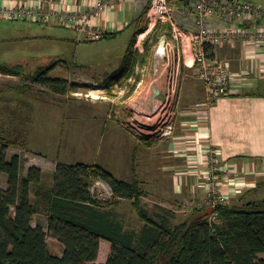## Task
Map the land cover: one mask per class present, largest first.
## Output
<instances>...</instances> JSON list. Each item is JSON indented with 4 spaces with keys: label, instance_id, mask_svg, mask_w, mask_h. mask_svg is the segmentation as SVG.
Masks as SVG:
<instances>
[{
    "label": "rangeland",
    "instance_id": "1",
    "mask_svg": "<svg viewBox=\"0 0 264 264\" xmlns=\"http://www.w3.org/2000/svg\"><path fill=\"white\" fill-rule=\"evenodd\" d=\"M50 24L53 23L0 19V64L22 67V75L0 73V149L6 147L9 159L20 155L24 160V173L32 165L38 166L45 170V182L51 184L57 162H95L123 179L128 155L135 146L131 160L134 175L142 169L137 178L150 192L145 199L143 197V203L156 220L164 216L171 225H177L188 219L196 210L192 203L211 194L208 184L215 174L219 177L214 185L221 193L229 195L227 205L264 203V168L259 166L255 173L246 174L236 165L220 160L213 148L202 146L198 137L199 116L206 121L210 107L205 105L206 96L202 94L205 84L193 68L184 66L176 93L167 105L158 101L161 99L152 101L155 99L154 86L165 88L171 68L157 54L160 38L166 34L157 36L155 29L142 34L148 31L147 15L140 26L142 42L139 46L143 51L136 49L139 56L130 64V75L121 78L113 87L107 79L116 68L123 66L133 31L121 36L116 34L110 39L77 41L73 31ZM49 69L50 77L65 78L72 84L67 93L51 92L30 78L32 74ZM169 114L168 123H158ZM150 117L156 125L149 122ZM170 122H173L171 130ZM137 126H142V132ZM111 135L115 138L110 141ZM195 143L200 144V152L192 150L193 158L190 159L191 152L186 148ZM213 157L228 170L212 173ZM200 163L206 164L205 169ZM180 174L184 184L186 175L194 186L193 194L204 186L207 192L202 197L193 198L196 194H192L189 196L192 199L178 200L172 191ZM97 182L94 188L99 198L110 200L113 193L109 185ZM2 185L7 188L6 178ZM234 187L236 191L230 192ZM118 202L112 207L128 215L131 227L140 229L141 220L132 202L126 199ZM168 210L172 214L167 213ZM33 223L47 229L48 218L39 212ZM47 239L53 252H63L60 242L50 236ZM107 252L108 249L101 248L100 262L107 261Z\"/></svg>",
    "mask_w": 264,
    "mask_h": 264
},
{
    "label": "trees",
    "instance_id": "2",
    "mask_svg": "<svg viewBox=\"0 0 264 264\" xmlns=\"http://www.w3.org/2000/svg\"><path fill=\"white\" fill-rule=\"evenodd\" d=\"M183 2L169 0L179 8ZM151 3L147 0L142 16ZM167 28L159 23L156 35L166 34ZM116 34L105 32L101 39ZM135 40L136 35L123 66L109 75L110 87L130 75V64L139 56ZM146 46L149 50L148 43ZM208 52L215 56L213 47ZM51 69L30 78L51 92L67 93L72 84L65 78L50 77ZM0 73L22 75V67L0 64ZM2 174L7 188L1 186ZM44 176L36 166L24 173L21 156L9 159L6 147L0 149V264H98L101 239L113 246L107 261L100 264H264L260 257L264 254V203L219 205L213 223L210 214L202 215L204 209L196 208L188 219L171 225L167 217L160 215L161 220H156L150 214L143 203L148 192L137 176L131 182L121 180L102 165L84 162H58L52 184H47ZM97 181L109 185L110 200L98 197L94 189ZM121 199L132 202L143 223L138 231L126 230L112 211ZM39 212L48 218L47 229L33 224ZM48 236L64 246L62 255L50 249Z\"/></svg>",
    "mask_w": 264,
    "mask_h": 264
},
{
    "label": "built area",
    "instance_id": "3",
    "mask_svg": "<svg viewBox=\"0 0 264 264\" xmlns=\"http://www.w3.org/2000/svg\"><path fill=\"white\" fill-rule=\"evenodd\" d=\"M118 1L96 0L89 9H70L62 7L58 0H26L21 3L14 0H0V19L44 24L63 23L84 33L88 40H98L106 31L93 25V16ZM190 11L195 13L194 17L190 15ZM146 15L148 31L145 30L143 36L155 29L159 23L168 25L166 62L170 65L171 72L164 90L165 100H158L162 101L163 105H167L174 97L184 66L193 68L205 84V105L208 107L219 98L231 93L235 75L230 69V64L216 56L211 57L208 52L209 47L215 49L217 46H233L238 42L248 46L264 47V7L250 0H184L181 8L171 5L169 0H152ZM140 42L142 40L138 38L137 47L143 51L139 46ZM169 117L170 114L161 123L167 122ZM172 125L173 122L168 124L169 130L172 129ZM140 127L137 126V130L142 132ZM213 152L216 154V150ZM217 162L218 159L213 157L210 163L212 173L228 170ZM217 177L219 175L215 174L212 182L208 184L211 194L192 203L196 208L213 209L209 217L211 223L218 219L216 208L229 202L228 193H221V189L214 185ZM229 183L233 186V182ZM235 189V187L230 188V192H235Z\"/></svg>",
    "mask_w": 264,
    "mask_h": 264
},
{
    "label": "crops",
    "instance_id": "4",
    "mask_svg": "<svg viewBox=\"0 0 264 264\" xmlns=\"http://www.w3.org/2000/svg\"><path fill=\"white\" fill-rule=\"evenodd\" d=\"M14 1L21 3L26 0ZM58 1L60 2V5L62 7L70 9H89L90 5H92V3H94L96 0ZM250 1L261 4L264 7V0ZM146 3L147 0H119L108 9L102 11L98 15L93 16L92 23L95 27L101 28L110 33L116 32L120 36L122 34H125V32L132 30V38L134 35H136L138 40L140 35L141 21L144 18L142 14L146 7ZM190 15L194 17L195 13H193V11H190ZM50 25L57 27L61 26L62 28L71 30V32L73 31L75 35L73 36L76 37L77 41H88L84 33H82L81 31H77V29L74 27H68L63 23H53ZM134 48L135 50L138 49L137 42H135ZM187 53L188 57L190 58V51L188 50ZM214 53L216 57L229 62L230 69L235 75V81L233 83L231 93L219 98L209 108L206 121L199 116L201 123L198 126V137H200V142H203L202 146H208L209 148H213L214 150H216V154L219 156L220 160H222L223 162H227L232 166L236 165L237 168L239 167L240 170L246 172V174L251 175L255 173L256 168H258L259 166L261 168H264V47L248 46L242 42H238L233 46H217L214 49ZM155 87L160 89L162 92H165V88L163 89L162 86L156 85L154 86V88ZM202 94L204 97L206 96L204 86ZM148 98L152 99L151 96H149ZM154 98L155 99L152 100L153 102L154 100L159 99L157 97ZM112 137L115 138V135H111L110 141ZM134 147L131 149V155H128L127 168L124 174V178L122 179L117 177L118 179L131 182L134 180L135 175L138 178L141 176L142 169L141 171L136 172L134 175V168L133 164L131 163V160L134 157V155L132 157V150L134 149ZM200 148V144L198 145L197 143L189 145L186 148V150H190L189 152H191V156L189 158H193L192 152L194 150H197V153H199ZM194 153H196V151ZM57 163L55 164L52 174H54L55 172ZM91 164L96 163L93 162ZM202 165L204 166H202L201 168L205 169L206 164ZM42 171L45 174V170ZM203 171L205 172V170ZM180 175L181 177L176 181L172 192L177 196V199L183 198V202L184 199L190 198L189 196L193 194L194 186L190 185V180H187L186 175H184L185 178L183 179L185 182L184 184L182 181V174ZM5 178H1L2 187V182ZM242 178L244 180L246 179L245 177ZM142 181L150 183L149 181H145L144 179ZM195 182L196 184L198 183L197 179H194V184ZM158 185L159 183L156 184V186ZM206 188L207 187L205 186L199 187L197 192L193 194V196L196 194V196H194L193 198L202 197L205 192H207ZM146 191H148V194L150 195L149 190L147 189ZM174 201H176V199H174ZM162 208L164 209V211L166 210L165 207ZM111 209H113L112 211L116 215L117 219L124 225V228L126 230H139L138 227L130 226V223L128 222L129 218L126 213L120 212L113 207ZM167 213H171V211L168 210ZM142 225L143 223L141 221L140 227ZM52 238L58 241L56 238ZM112 246L113 244L109 240L101 239L100 252L95 262L98 263L101 260L100 258L102 247L108 249L107 255H109ZM62 253L60 255H62Z\"/></svg>",
    "mask_w": 264,
    "mask_h": 264
},
{
    "label": "water",
    "instance_id": "5",
    "mask_svg": "<svg viewBox=\"0 0 264 264\" xmlns=\"http://www.w3.org/2000/svg\"><path fill=\"white\" fill-rule=\"evenodd\" d=\"M166 43H167V36L163 35L159 41L157 54H158V56L162 57L164 59V61H167V59H168ZM165 96H166L165 92H162L160 89H158L156 87L154 88V96L153 97H157L161 100H165ZM212 210L213 209L211 207H208L203 211L202 214L207 215V214L211 213Z\"/></svg>",
    "mask_w": 264,
    "mask_h": 264
},
{
    "label": "bare ground",
    "instance_id": "6",
    "mask_svg": "<svg viewBox=\"0 0 264 264\" xmlns=\"http://www.w3.org/2000/svg\"><path fill=\"white\" fill-rule=\"evenodd\" d=\"M144 34V33H143ZM149 107H152V105L151 106H149ZM150 121V123H152L153 122V125H156L155 123H154V118L153 117H150V118H148ZM163 119V118H162ZM162 119L158 122V123H161L162 122ZM152 121V122H151ZM151 125V124H150Z\"/></svg>",
    "mask_w": 264,
    "mask_h": 264
}]
</instances>
